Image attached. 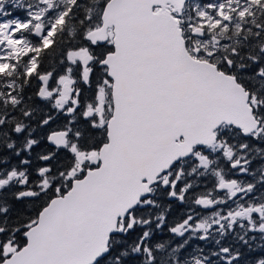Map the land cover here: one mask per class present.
Listing matches in <instances>:
<instances>
[{"label": "snow or ice", "instance_id": "snow-or-ice-1", "mask_svg": "<svg viewBox=\"0 0 264 264\" xmlns=\"http://www.w3.org/2000/svg\"><path fill=\"white\" fill-rule=\"evenodd\" d=\"M0 264H264V0H0Z\"/></svg>", "mask_w": 264, "mask_h": 264}]
</instances>
